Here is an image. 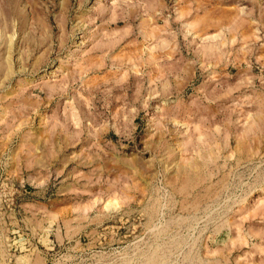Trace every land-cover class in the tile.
I'll return each mask as SVG.
<instances>
[{
  "label": "rangeland",
  "instance_id": "374dc122",
  "mask_svg": "<svg viewBox=\"0 0 264 264\" xmlns=\"http://www.w3.org/2000/svg\"><path fill=\"white\" fill-rule=\"evenodd\" d=\"M0 264H264V0H0Z\"/></svg>",
  "mask_w": 264,
  "mask_h": 264
},
{
  "label": "bare ground",
  "instance_id": "6f19581e",
  "mask_svg": "<svg viewBox=\"0 0 264 264\" xmlns=\"http://www.w3.org/2000/svg\"><path fill=\"white\" fill-rule=\"evenodd\" d=\"M54 69H55V68H54ZM53 73H54V72H53ZM54 74H55V73H54ZM54 74H53V75H54Z\"/></svg>",
  "mask_w": 264,
  "mask_h": 264
}]
</instances>
